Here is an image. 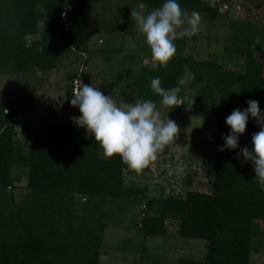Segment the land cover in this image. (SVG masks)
<instances>
[{
    "label": "trees",
    "instance_id": "1",
    "mask_svg": "<svg viewBox=\"0 0 264 264\" xmlns=\"http://www.w3.org/2000/svg\"><path fill=\"white\" fill-rule=\"evenodd\" d=\"M98 1L0 0V74L46 70L71 49L82 50L90 39L92 10ZM132 1L145 3L148 10L163 2ZM178 2L181 8L217 14V8L205 0ZM62 12L69 22L66 30L59 20ZM40 20L41 39L29 44L27 37L37 32ZM259 29V44L253 38L249 43L248 38L235 47L242 53V70L204 60L193 64L190 55L180 54L182 42H176L180 46L167 67L152 70L148 64L137 68L133 80L137 99H151L159 110L170 112L180 111L185 104L160 107L161 98L153 94L150 79L159 76L161 86L167 89L186 73L194 74L182 86L180 98L185 103L188 94V112L215 123L210 184L199 188L185 180L183 192L161 199L156 213L148 211L153 200H146L145 188L132 181L147 174L151 163L136 171L118 155H101L97 142L76 124L37 126L27 133L32 136L30 143L19 141L14 118L21 113V96L0 98V264H97L102 209L95 202L92 207L99 210L97 213L88 212L86 205L78 213L76 194L88 200L109 197L116 204L131 195L138 201L146 200L142 204L144 235H161L167 217L177 220L180 236L206 241L203 259H182L180 264H261L252 255L264 249V191L254 179L251 162L242 165L243 157L235 158L239 149L218 150L222 135L229 131L225 117L234 108L247 107L245 101L254 99L264 109V23ZM68 77L72 79L74 74ZM66 94V105L72 107V89ZM258 131L255 119L250 118L245 133L252 136ZM251 136L240 138V146L251 147ZM23 178L26 191L15 200V190ZM121 205L115 209L121 211Z\"/></svg>",
    "mask_w": 264,
    "mask_h": 264
},
{
    "label": "rangeland",
    "instance_id": "2",
    "mask_svg": "<svg viewBox=\"0 0 264 264\" xmlns=\"http://www.w3.org/2000/svg\"><path fill=\"white\" fill-rule=\"evenodd\" d=\"M205 1L217 8L216 16L182 8L189 14L199 12L201 21L195 35L175 41V44L183 43L181 47L177 44L176 48L179 47L183 57L190 55L193 64L204 60L231 70H242V53L235 47L244 44V39L248 38L249 43L252 38L257 44L262 41L259 27L264 23V0ZM138 4L132 0H99L92 10L90 39L82 50L71 49L66 55L57 57L55 66L46 70L0 74V98L11 100L15 95L21 96L18 103L21 113L14 118L19 141L30 143L32 136L27 133L37 126L75 125V117L80 112L77 107H67L66 93L68 89L73 93L81 82L111 95L118 105L134 104L138 100L133 82L135 72L141 65H146V60L151 63L150 48L131 18V9H137ZM59 20L65 30L69 28L65 12L59 15ZM42 31L43 20H40L37 32L28 36L27 42L40 40ZM71 74H74L72 79L68 77ZM187 95L180 111L159 110L162 120L166 122L167 117L174 120L180 130L175 141L158 152L149 172L143 176L145 179L137 175L138 178L132 179L145 188L146 200H153L148 210L151 213L158 212L157 203L161 199L182 193L185 180L189 179L192 186L199 188H207L211 182L215 123L211 118L189 113ZM250 136L244 132L240 138ZM97 146L100 154L105 156L98 143ZM25 183L23 178L15 190V200L26 191ZM128 184L131 186L130 182ZM85 200L87 202L83 203ZM113 200L109 197L88 200L82 195H74L78 213H81L82 205H86V210L91 213L99 211L92 203L101 206L104 220L97 264H180L182 259L205 257L206 241L180 236L178 222L171 217L165 220L163 234L144 235L142 204L146 200L138 201L132 195L124 197L121 203L119 201L123 204L121 211L115 209L119 204ZM252 259L264 264V249L254 253Z\"/></svg>",
    "mask_w": 264,
    "mask_h": 264
},
{
    "label": "clouds",
    "instance_id": "3",
    "mask_svg": "<svg viewBox=\"0 0 264 264\" xmlns=\"http://www.w3.org/2000/svg\"><path fill=\"white\" fill-rule=\"evenodd\" d=\"M131 18L150 48L152 70L167 67L177 50L175 41L195 35L201 21L199 12L189 14L181 8L178 0H163L159 7L151 10L141 2L137 9H131ZM145 64L148 65L149 61L146 60ZM193 78L194 74L186 73L178 78L175 86L166 89L161 86V78L155 76L150 79V88L161 98L160 107L172 109L185 104L179 94L182 86ZM69 103L80 112L74 120L76 126L85 129L102 148L105 157L118 155L122 163L136 171L156 160L158 152L175 141L180 130L174 120L167 117L165 122L160 118L158 105L151 99L118 105L111 95L82 82L72 93ZM245 103L247 107H236L225 117L229 131L222 135L223 144L218 146V150L239 149L235 158L240 160L242 156V165L251 162L254 179L264 191V109L254 99ZM250 118L255 119L259 131L251 136V147H241L240 135L245 132Z\"/></svg>",
    "mask_w": 264,
    "mask_h": 264
}]
</instances>
